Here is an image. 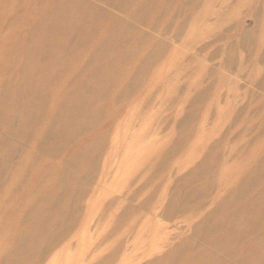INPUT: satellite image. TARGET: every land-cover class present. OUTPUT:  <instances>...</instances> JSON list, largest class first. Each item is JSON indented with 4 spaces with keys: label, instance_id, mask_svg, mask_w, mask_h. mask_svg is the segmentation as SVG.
Segmentation results:
<instances>
[{
    "label": "rangeland",
    "instance_id": "rangeland-1",
    "mask_svg": "<svg viewBox=\"0 0 264 264\" xmlns=\"http://www.w3.org/2000/svg\"><path fill=\"white\" fill-rule=\"evenodd\" d=\"M0 264H264V0H0Z\"/></svg>",
    "mask_w": 264,
    "mask_h": 264
},
{
    "label": "bare ground",
    "instance_id": "bare-ground-1",
    "mask_svg": "<svg viewBox=\"0 0 264 264\" xmlns=\"http://www.w3.org/2000/svg\"><path fill=\"white\" fill-rule=\"evenodd\" d=\"M54 94H55V92H54ZM50 109V108H49ZM83 113V112H82ZM58 188V187H57ZM46 189H47V187H46ZM252 206H253V204H252ZM250 217L251 218H253V220H256V219H259V218H261L259 215H257L256 213L254 214V215H250ZM239 226H241V221L239 220V218H235V217H233V219H232V222H231V229H233V228H237L238 229V227ZM245 226V225H244ZM53 234L54 233V229H50L49 230V234ZM236 233V232H235ZM37 234V233H36ZM43 238H45V237H43ZM27 250V249H26ZM29 251V250H28ZM249 259V258H248Z\"/></svg>",
    "mask_w": 264,
    "mask_h": 264
}]
</instances>
